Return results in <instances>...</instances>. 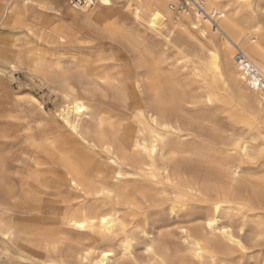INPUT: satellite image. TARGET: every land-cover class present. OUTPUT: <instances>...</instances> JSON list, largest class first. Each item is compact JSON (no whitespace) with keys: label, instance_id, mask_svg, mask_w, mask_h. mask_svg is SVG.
Returning a JSON list of instances; mask_svg holds the SVG:
<instances>
[{"label":"bare ground","instance_id":"6f19581e","mask_svg":"<svg viewBox=\"0 0 264 264\" xmlns=\"http://www.w3.org/2000/svg\"><path fill=\"white\" fill-rule=\"evenodd\" d=\"M186 1L2 0L0 264H264V0Z\"/></svg>","mask_w":264,"mask_h":264},{"label":"rangeland","instance_id":"374dc122","mask_svg":"<svg viewBox=\"0 0 264 264\" xmlns=\"http://www.w3.org/2000/svg\"><path fill=\"white\" fill-rule=\"evenodd\" d=\"M182 2L185 3V8L188 7L186 6L187 5L186 0H181L180 4ZM1 3L2 0H0V5ZM69 3H70L69 6H72L71 2ZM51 16H53V18L55 19H60V21L62 22H66V23L70 22L64 12L61 14L51 12ZM4 94L7 95L5 96ZM13 98H19L24 100L25 102L26 100L36 99L38 102L45 105L48 112L55 111L56 106L58 105V103H60V99L57 96V94L53 92L47 85H43L42 83H40L37 78L35 79V77L30 72L22 69L15 72L14 80L10 84L7 83L4 91L0 89V129L1 130L7 129V132L13 134V137L11 139L10 138L6 139L2 135L0 136V150L1 151L6 150V152H10L11 156L14 154L20 155L22 151H24V149L26 148V143L24 141V138L22 137L23 134L21 132L20 133L18 132V130H20L21 128L17 126L13 127V125H10V123L5 118L2 117V115L6 117V113L8 111L13 110L11 105V100ZM17 132L21 136L18 137Z\"/></svg>","mask_w":264,"mask_h":264},{"label":"built area","instance_id":"2783aa9c","mask_svg":"<svg viewBox=\"0 0 264 264\" xmlns=\"http://www.w3.org/2000/svg\"><path fill=\"white\" fill-rule=\"evenodd\" d=\"M94 0H71V5L73 7H84V6H90L92 5ZM180 9L183 8V6L185 7V3H181L180 5Z\"/></svg>","mask_w":264,"mask_h":264},{"label":"snow or ice","instance_id":"6c2138e0","mask_svg":"<svg viewBox=\"0 0 264 264\" xmlns=\"http://www.w3.org/2000/svg\"><path fill=\"white\" fill-rule=\"evenodd\" d=\"M104 3H108V0H104Z\"/></svg>","mask_w":264,"mask_h":264}]
</instances>
